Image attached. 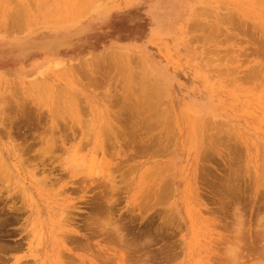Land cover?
<instances>
[{"label": "rangeland", "instance_id": "obj_1", "mask_svg": "<svg viewBox=\"0 0 264 264\" xmlns=\"http://www.w3.org/2000/svg\"><path fill=\"white\" fill-rule=\"evenodd\" d=\"M0 264H264V0H0Z\"/></svg>", "mask_w": 264, "mask_h": 264}, {"label": "bare ground", "instance_id": "obj_2", "mask_svg": "<svg viewBox=\"0 0 264 264\" xmlns=\"http://www.w3.org/2000/svg\"><path fill=\"white\" fill-rule=\"evenodd\" d=\"M92 61H95V60H92ZM140 61H141V60H140ZM140 61H139V62H140ZM86 63H87V62H86ZM92 63H93V62H92ZM96 63H97V60H96ZM96 63H94V64L97 65ZM98 63H99V61H98ZM84 65H86V64L84 63ZM84 65H83V66H84ZM137 65H138V63H137ZM139 65H140V64H139ZM87 66H88V65H87ZM85 67H86V66H85ZM51 138H52V137H51ZM50 140H51V139H50ZM50 140H49V141H50ZM52 141H53V140H52ZM52 141H51V142H52ZM53 142H54V141H53ZM53 142H52V143H53ZM49 144H50V143H49ZM53 144H55V143H53ZM230 187H231V186H230ZM230 187H229V188H230ZM98 204L100 205V203H98ZM96 205H97V204H96ZM96 210H97V209H96ZM98 210H100V209H98ZM101 210H102V209H101ZM101 210H100V211H101ZM103 210H104V209H103ZM115 220H116V219H115ZM116 221H117V220H116ZM116 223H117V225H118V221H117ZM120 224H121V223H120ZM117 225H116V226H117ZM116 226H115V227H116ZM122 226H123V225H122ZM117 227H118V226H117ZM117 227L115 228V229H117V230H116L117 232L119 231L120 228L122 229V227H120V228L118 227L119 229H118ZM120 232H121V233H120ZM118 233L121 234V235L123 234L122 230L119 231ZM121 235H119V236H120L119 239L123 238V235H122V236H121ZM126 237H127V236H126ZM121 240H122V239H121ZM122 241H123V240H122Z\"/></svg>", "mask_w": 264, "mask_h": 264}]
</instances>
